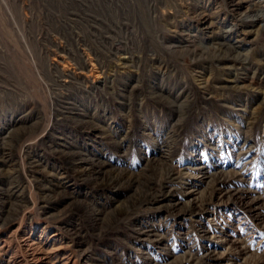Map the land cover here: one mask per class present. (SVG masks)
Segmentation results:
<instances>
[{"label": "rangeland", "instance_id": "374dc122", "mask_svg": "<svg viewBox=\"0 0 264 264\" xmlns=\"http://www.w3.org/2000/svg\"><path fill=\"white\" fill-rule=\"evenodd\" d=\"M0 264H264V0H0Z\"/></svg>", "mask_w": 264, "mask_h": 264}]
</instances>
